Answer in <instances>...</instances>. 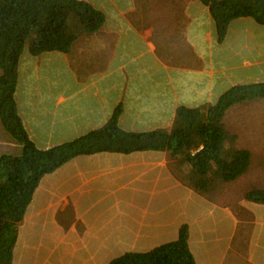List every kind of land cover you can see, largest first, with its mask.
<instances>
[{"label":"crops","instance_id":"crops-1","mask_svg":"<svg viewBox=\"0 0 264 264\" xmlns=\"http://www.w3.org/2000/svg\"><path fill=\"white\" fill-rule=\"evenodd\" d=\"M79 1L103 13L102 28L68 54L26 49L19 62L17 110L40 150L103 128L118 107L123 131H170L181 106H213L235 86L264 83V27L250 18L231 21L219 43L197 0ZM263 101L224 116L229 145L248 151L250 163L221 191L194 190L183 180L190 167L166 151L81 155L44 175L18 226L12 264H109L176 241L183 225L196 264H224L230 251L243 264H264V205L244 198L264 190V127L247 120ZM234 108L244 120L230 115Z\"/></svg>","mask_w":264,"mask_h":264},{"label":"trees","instance_id":"trees-1","mask_svg":"<svg viewBox=\"0 0 264 264\" xmlns=\"http://www.w3.org/2000/svg\"><path fill=\"white\" fill-rule=\"evenodd\" d=\"M197 1L208 8L219 43L235 19L250 18L264 27V0ZM104 22L103 13L84 1L0 0V123L22 149L17 156L0 155V264H12L18 226L41 178L77 156L166 151L190 167L183 180L205 194L237 180L248 169L250 153L229 145L231 138L222 122L231 107L264 99V83L235 86L213 106H181L170 131H123L118 127V107L103 128L47 150L36 148L23 127L14 96L23 52L27 49L34 57L68 54L81 36L98 32ZM244 198L264 205V190H250ZM188 237L183 225L176 241L146 253H127L109 264H196Z\"/></svg>","mask_w":264,"mask_h":264},{"label":"rangeland","instance_id":"rangeland-1","mask_svg":"<svg viewBox=\"0 0 264 264\" xmlns=\"http://www.w3.org/2000/svg\"><path fill=\"white\" fill-rule=\"evenodd\" d=\"M25 53L22 55L23 59L25 56L28 55L27 53L26 54ZM23 84H24L23 81H21V82L18 81L17 89L18 90L19 89L24 90ZM258 101H260V100H258ZM253 105L255 107H253L249 111H247L250 114V117L247 120L249 122L253 123L254 127H257V123L262 122L263 127H264V107H263V105H260L259 107H257L256 106L257 102L254 103ZM257 108H258V110H257ZM230 115L231 116L234 115L235 118L239 116V120H244L243 117L246 116L245 111L240 110V108H234V110L232 111V113ZM250 127H252V126H250ZM261 127L262 126H258L257 129H261ZM249 131H251V130H248V132ZM247 138H250V137H247ZM0 142H1L0 143V155H2V154H10V155H14V156L20 155L21 150H22L21 146L19 144H17L16 142H14L13 140H11L10 137L7 136V134L4 132V129L2 128L1 123H0ZM255 179H256V177H255ZM219 188H217V189H219ZM252 188H257V186L249 187V188L245 189V191H248L249 189H252ZM213 190H214V188H213ZM220 191H221V188H220ZM213 194L215 195V193H211V195H213ZM232 210L236 214L241 215V213H242L244 215L243 211L237 206L233 207ZM232 257H233V251H230L229 254L227 255V258H226L224 264H243V263H241L242 259H239V260L234 259L233 260Z\"/></svg>","mask_w":264,"mask_h":264}]
</instances>
